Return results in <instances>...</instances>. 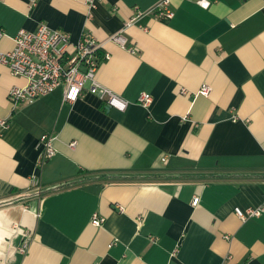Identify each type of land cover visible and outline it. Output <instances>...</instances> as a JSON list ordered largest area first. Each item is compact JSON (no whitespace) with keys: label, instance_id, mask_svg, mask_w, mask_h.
I'll list each match as a JSON object with an SVG mask.
<instances>
[{"label":"crops","instance_id":"crops-1","mask_svg":"<svg viewBox=\"0 0 264 264\" xmlns=\"http://www.w3.org/2000/svg\"><path fill=\"white\" fill-rule=\"evenodd\" d=\"M32 1L0 0V49L41 24L91 33L109 54L97 81L128 105L87 89L64 103L60 87L15 108L27 81L0 64V264H264V0H169L173 19L126 28L162 0H96L91 15L87 0ZM119 32L139 53L110 41ZM45 134L57 152L39 169Z\"/></svg>","mask_w":264,"mask_h":264},{"label":"built area","instance_id":"built-area-1","mask_svg":"<svg viewBox=\"0 0 264 264\" xmlns=\"http://www.w3.org/2000/svg\"><path fill=\"white\" fill-rule=\"evenodd\" d=\"M35 2L36 0H33L31 5ZM95 3L96 0H87L90 15ZM199 4L203 8H208L210 5L205 0H200ZM144 16L168 21L174 18L175 11L169 0H162L146 12L136 9L134 17L124 25L125 28L130 27ZM5 36V31L0 25V40ZM110 41L131 54L139 53L138 47L127 45V39L120 32L112 35ZM14 42V49L10 51L0 49V64L7 67L10 75L22 77L27 81L26 85L15 86L9 92V101L15 108L20 105L33 104L60 87L63 88L64 103H76L84 96L87 89L88 93L97 96L108 109L124 111L127 108V101L97 81L99 66L103 60L109 59V54L101 53L103 45L91 33H84L78 42H73L69 33L41 24L35 31H19ZM211 91V87L205 84L195 96H209ZM182 93L187 94L184 90ZM138 102L144 107H149L153 102V97L151 94L143 93ZM8 124L7 120H0V129L7 128ZM55 140L56 137L52 134H45L40 138L38 143L40 156L37 168L42 169L45 163L55 156L57 152L54 147ZM75 145L76 142L70 143V147ZM31 180L32 186L39 189L40 178L33 175ZM198 203L199 198L196 197L193 200V206H197ZM118 210L124 211L121 206L118 207ZM262 211L263 209L253 208L245 211L240 208L235 209L236 215L242 221L258 217ZM104 222L105 219L98 215H94L92 219V224L95 227H101ZM30 237L31 235L27 233L26 239L19 247L21 254L27 252Z\"/></svg>","mask_w":264,"mask_h":264}]
</instances>
